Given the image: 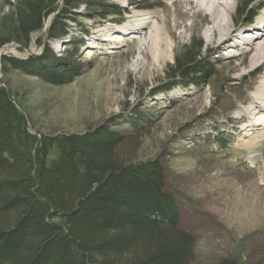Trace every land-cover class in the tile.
Wrapping results in <instances>:
<instances>
[{
    "label": "rangeland",
    "instance_id": "obj_1",
    "mask_svg": "<svg viewBox=\"0 0 264 264\" xmlns=\"http://www.w3.org/2000/svg\"><path fill=\"white\" fill-rule=\"evenodd\" d=\"M14 1L0 0V12ZM57 1L63 6V0ZM73 1L78 6L66 13L60 38L47 35L57 10L31 34L26 48L19 50L14 44L0 48V86L26 117L29 132L70 135L101 125L116 132L121 137L115 150L120 161L156 163L163 169L180 226L195 238L191 264H217L223 258L239 264L264 262V130L241 135L230 121L244 111L260 73L243 66V55L226 56L233 49L219 54L211 49L215 45L208 47L203 12L187 0ZM86 1L113 10L97 16ZM232 1L229 20L234 27L250 24L264 9L258 0ZM138 13H154L158 18V27L171 40L169 59L156 63L161 59L150 52L147 35L132 39L130 26L136 22L127 19ZM107 17L109 22L100 21ZM110 20L123 24L116 26ZM106 28L127 35L102 36L99 31ZM104 37L121 38L125 44ZM193 42L201 44L197 62H206L210 72L198 82H185L169 69ZM46 46L55 60H68L73 68L70 82L53 84L34 70L1 64L3 55L37 61ZM136 60L142 62L137 68ZM232 103L234 109L228 111Z\"/></svg>",
    "mask_w": 264,
    "mask_h": 264
},
{
    "label": "trees",
    "instance_id": "obj_2",
    "mask_svg": "<svg viewBox=\"0 0 264 264\" xmlns=\"http://www.w3.org/2000/svg\"><path fill=\"white\" fill-rule=\"evenodd\" d=\"M57 3L8 2L0 12V48H26L31 34L57 10L47 35L60 38L66 13L79 2ZM83 3L97 16L113 10L95 1ZM200 50L197 42L185 46L169 72L198 82L210 72L206 62L196 60ZM1 64L34 70L57 85L73 77L68 60H55L47 46L37 61L3 55ZM230 121L235 123L234 116ZM120 140L102 125L70 135L32 134L0 86V264H191L195 238L180 226L163 169L150 162L124 164L115 154ZM217 264L239 263L223 258Z\"/></svg>",
    "mask_w": 264,
    "mask_h": 264
},
{
    "label": "bare ground",
    "instance_id": "obj_3",
    "mask_svg": "<svg viewBox=\"0 0 264 264\" xmlns=\"http://www.w3.org/2000/svg\"><path fill=\"white\" fill-rule=\"evenodd\" d=\"M166 1L180 2L181 0H159L160 3H166ZM186 1V0H183ZM196 7H200L203 15L206 19L205 23L207 27L205 29L204 40L208 47L214 52L221 54L218 51H231L232 54H227L228 57H236L237 54H241L246 59L245 68L250 70L254 69L258 74L260 73L259 83L255 86L252 93L249 94V98L246 101L244 111L235 118V123H232L238 130V134L248 136L250 134L257 135L264 130V9L257 16L256 20H249L251 23L246 26L240 25L234 27L231 25L229 18L233 17L232 0H187ZM259 4L264 3V0H258ZM126 3H131L129 0ZM140 7L135 5V8ZM142 8V7H140ZM145 8V7H144ZM139 9V8H138ZM154 13H138L133 14L127 19V21H134L130 26V32L132 39H139V36L145 37L147 35L146 43H148L150 52L155 53L156 59H161L156 63H160L163 60L169 59V53L171 51V40L166 33L162 32V28L158 27V18ZM151 15V16H149ZM110 22L113 25L120 26L123 21L118 25L112 20ZM107 29V28H106ZM102 36H112L113 34H121L123 37L127 35V31L119 29H107L105 31H99ZM119 32V33H117ZM116 37V36H115ZM102 40L111 41L110 43L125 44V41L119 38L109 39L102 38ZM230 40V41H229ZM115 41V42H112ZM133 42V41H132ZM118 46V45H117ZM116 47V46H115ZM162 47L166 48V52ZM165 52V53H163ZM248 57V58H247ZM142 62L139 60L134 61L135 68ZM156 64V65H157ZM238 70L239 66L234 67ZM243 105V104H242ZM235 116V115H234ZM253 147V146H252Z\"/></svg>",
    "mask_w": 264,
    "mask_h": 264
}]
</instances>
